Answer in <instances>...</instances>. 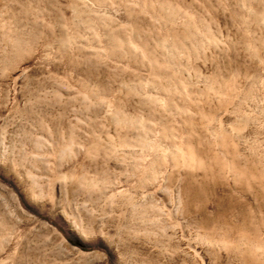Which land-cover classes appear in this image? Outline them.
<instances>
[{"label": "rangeland", "instance_id": "374dc122", "mask_svg": "<svg viewBox=\"0 0 264 264\" xmlns=\"http://www.w3.org/2000/svg\"><path fill=\"white\" fill-rule=\"evenodd\" d=\"M0 264H264V0H0Z\"/></svg>", "mask_w": 264, "mask_h": 264}, {"label": "bare ground", "instance_id": "6f19581e", "mask_svg": "<svg viewBox=\"0 0 264 264\" xmlns=\"http://www.w3.org/2000/svg\"><path fill=\"white\" fill-rule=\"evenodd\" d=\"M149 147V146H148ZM234 215V214H233ZM257 246V245H256ZM256 248H259V246H257ZM260 256V255H259ZM254 260H255V258H254ZM253 261V260H252Z\"/></svg>", "mask_w": 264, "mask_h": 264}]
</instances>
